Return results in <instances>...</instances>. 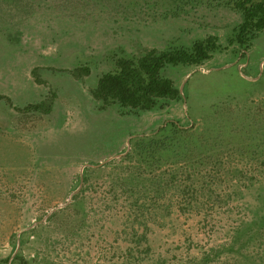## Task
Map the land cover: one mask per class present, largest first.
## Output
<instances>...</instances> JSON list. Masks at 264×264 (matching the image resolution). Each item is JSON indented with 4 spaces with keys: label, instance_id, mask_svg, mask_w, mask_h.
Here are the masks:
<instances>
[{
    "label": "rangeland",
    "instance_id": "obj_1",
    "mask_svg": "<svg viewBox=\"0 0 264 264\" xmlns=\"http://www.w3.org/2000/svg\"><path fill=\"white\" fill-rule=\"evenodd\" d=\"M233 2L0 0V264H264V33L241 57ZM211 36L163 72L179 98L94 97L120 59Z\"/></svg>",
    "mask_w": 264,
    "mask_h": 264
},
{
    "label": "trees",
    "instance_id": "obj_2",
    "mask_svg": "<svg viewBox=\"0 0 264 264\" xmlns=\"http://www.w3.org/2000/svg\"><path fill=\"white\" fill-rule=\"evenodd\" d=\"M233 5L242 22L229 42L240 47L244 58L254 41L264 33V0H234ZM221 50L218 38L211 36L195 41L190 48L152 49L139 59H120L117 71L100 78L94 97L105 105L117 102L123 108L153 111L161 106V101L180 97L174 81L163 75L168 67L200 66ZM162 144L155 136L141 137L133 141V150L137 153L149 152L150 149L159 152Z\"/></svg>",
    "mask_w": 264,
    "mask_h": 264
}]
</instances>
